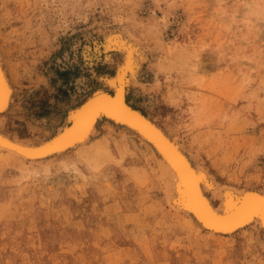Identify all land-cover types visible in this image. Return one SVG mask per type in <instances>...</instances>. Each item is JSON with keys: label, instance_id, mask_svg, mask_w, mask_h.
Instances as JSON below:
<instances>
[{"label": "rangeland", "instance_id": "1", "mask_svg": "<svg viewBox=\"0 0 264 264\" xmlns=\"http://www.w3.org/2000/svg\"><path fill=\"white\" fill-rule=\"evenodd\" d=\"M123 30L146 55L144 88L129 86L127 103L218 184L264 192V0H0L13 87L0 132L27 144L53 136L109 89L99 78L122 55L105 62L103 36ZM88 37L99 44L90 68ZM96 127L45 159L0 150V264H264L262 231L205 234L170 205L149 145Z\"/></svg>", "mask_w": 264, "mask_h": 264}, {"label": "bare ground", "instance_id": "2", "mask_svg": "<svg viewBox=\"0 0 264 264\" xmlns=\"http://www.w3.org/2000/svg\"><path fill=\"white\" fill-rule=\"evenodd\" d=\"M14 23L13 21L11 24ZM19 35L21 34L12 35L14 41L10 44L13 47L21 46ZM103 37L102 52L105 62L111 60L113 50L122 55L115 73L111 76L101 75L99 78L109 89L94 90L78 107L69 111L66 118L68 124L40 143L27 144L0 132V150L21 160H40L84 145L90 137L97 134L96 125L100 122L118 127L150 146L151 154L147 158L152 161L157 157V174L167 200L176 212L189 216L199 230L209 236L232 235L249 228L264 233V192L256 189L238 190L218 184L206 169L190 160L176 139L169 137L141 111L129 105L126 101L129 86L144 88L140 65L146 60V55L137 40L128 38L125 31H112L105 33ZM88 40L81 55L88 61L85 65L90 68L97 59L99 44L93 38L92 44L91 38L88 37ZM4 47L7 48L8 43L5 42ZM2 52L0 51V115L9 109L13 94ZM150 87L152 90L153 85ZM135 124L145 128L154 138ZM235 220L237 221L233 223Z\"/></svg>", "mask_w": 264, "mask_h": 264}, {"label": "water", "instance_id": "3", "mask_svg": "<svg viewBox=\"0 0 264 264\" xmlns=\"http://www.w3.org/2000/svg\"><path fill=\"white\" fill-rule=\"evenodd\" d=\"M111 94H113V92L111 91L110 92ZM128 119V118H127ZM129 121H131V119H128ZM151 121V120H150ZM132 122V121H131ZM134 123V122H133ZM154 123V122H153ZM66 124H68V123H66ZM65 124V125H66ZM135 125H137V127H139L142 131H144L145 133H147L148 135H150L147 131H145V128H143V127H140L138 124H135ZM64 127V126H63ZM57 133V132H56ZM55 133V134H56ZM151 137H153L152 135H150ZM52 137V136H51ZM154 138V137H153ZM248 190H254L255 191V189L254 188H248ZM214 203V202H213ZM238 219H240V218H237V220ZM237 220H235L233 223H235ZM225 226H228V225H225Z\"/></svg>", "mask_w": 264, "mask_h": 264}]
</instances>
